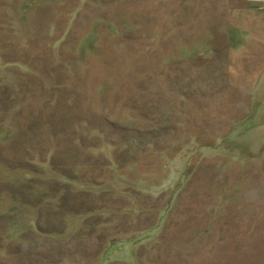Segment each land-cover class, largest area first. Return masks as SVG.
Instances as JSON below:
<instances>
[{
    "label": "rangeland",
    "instance_id": "1",
    "mask_svg": "<svg viewBox=\"0 0 264 264\" xmlns=\"http://www.w3.org/2000/svg\"><path fill=\"white\" fill-rule=\"evenodd\" d=\"M52 2L0 8V264H264V0ZM73 161L102 195L74 194ZM73 206L109 209L24 231Z\"/></svg>",
    "mask_w": 264,
    "mask_h": 264
},
{
    "label": "crops",
    "instance_id": "2",
    "mask_svg": "<svg viewBox=\"0 0 264 264\" xmlns=\"http://www.w3.org/2000/svg\"><path fill=\"white\" fill-rule=\"evenodd\" d=\"M62 1H64V0H54V2H52V3H55V4H53L54 6H55V9L57 10V7H58V5L60 6V5H62L63 6V3H62ZM12 3L14 4V8L13 9H15V10H17L18 12L20 11V10H26V11H29V12H36V10H38V9H44V10H47V8L49 7H46V5L48 4V0H1V2H0V8L1 7H4V6H9V7H11L10 5H12ZM51 3V4H52ZM57 4V5H56ZM57 6V7H56ZM61 6V7H62ZM5 8V7H4ZM12 9V10H13ZM78 9V8H77ZM76 9V10H77ZM72 10H74V8L72 9ZM40 13V12H39ZM11 50L12 51H15L14 49H12L11 48ZM78 150H80L79 148H78ZM80 152H82V153H86V154H88V156L89 155H91L92 157H97V155L98 154H100V153H102V150L101 149H91L90 147H84V149H82V150H80ZM105 152H107V151H105ZM109 152H112V150H110ZM60 154V153H59ZM51 155V154H50ZM56 155V154H55ZM63 160V158H59V157H55V164L56 163H59V165L60 164H63L62 162H61V160ZM46 161V160H45ZM48 161V160H47ZM61 162V163H60ZM81 162H83V161H81ZM48 163H49V161H48ZM48 163H46V164H48ZM45 164V165H46ZM53 165V164H52ZM52 165H50V163L48 164V167H49V169L50 168H53V169H56L55 167H53ZM72 165L74 166L73 168L74 169H76V171L77 170H80L81 169V172L80 173H76L75 171H73V175H69V171H67L66 169L67 168H65V170H62L61 172H65L66 174H68L69 176H71V177H73L74 178V181L72 182V183H68V184H70V186L72 187V188H74L75 189V192H74V194L76 195V193L77 192H79V193H87V192H91L92 191V193L94 194V195H96L97 193H99V195H102L103 193L102 192H104L105 191V189L106 188H104V186H105V183L102 181V182H97V178H96V176H94V175H92V174H90L89 172L90 171H93V169L92 168H90L89 166L88 167H86L85 166V164H82V167L81 168H78L77 167V164L73 161V163H72ZM77 167V168H76ZM175 168L176 167H174V170H175ZM56 170H58V168L56 169ZM60 171V170H59ZM83 171H85V173L83 172ZM48 172H51L53 175H55V177H56V179L57 180H60V182L62 181V179H63V177H60L61 175H58L55 171H50V170H48ZM131 172H133V170H129V167L126 169V167L125 168H123V169H121V172H119L120 173V176H122L121 178H124V177H126V178H129V176H131L133 173H131ZM84 173V174H83ZM141 174H142V170H140V171H138L137 172V177L139 178V179H141V180H144V181H146V182H149L148 181V178L150 177V176H152V174L151 173H145V176H143V177H140L141 176ZM82 175H84V176H86L87 178H89L90 176V178H93V179H95V182L93 181V182H91V181H89V179H85ZM100 175H101V173H100ZM143 175V174H142ZM25 177H28V176H25ZM31 178L32 177H34V176H30ZM102 177V176H101ZM103 178V177H102ZM27 179V178H26ZM87 180V181H85V180ZM27 183V182H26ZM137 184V189H138V191L142 194L143 193V189L141 188V187H143V186H141L139 183H136ZM179 185V184H178ZM121 186V185H120ZM139 186H141V187H139ZM143 188H146L147 189V193L150 195V197H158L159 196V193H160V191L162 190V187L161 188H158V191H154V190H152L150 187H143ZM89 189H92L91 191H89ZM122 189L121 188H119V191H117V193H116V195H117V197H119V199L122 197V199H123V201L124 202H126V201H128V196H127V194H126V192H124V191H121ZM29 191H31V189H29ZM102 193V194H101ZM129 197H131V196H129ZM74 198V197H73ZM73 198H72V200H73ZM64 199H65V196H64V194L62 193V194H59V197L58 196H56V199H55V203L54 204H51L52 205V208L54 209L55 207H56V204H58L59 203V201H61L62 200V202H64ZM133 199V198H132ZM13 200V199H12ZM16 201V200H15ZM65 203H66V201H65ZM64 203V204H65ZM73 203H75V202H73ZM91 209V208H90ZM107 209H109V208H103V207H97V209L96 210H94V209H91V210H85V209H75V206H73V209H72V211L70 212V213H67L66 215H64V214H62V221H63V224L65 225L64 227L63 226H60V225H58V223H59V221H58V215L56 216V215H54V211H52V213H51V215H49V216H45L44 217V219L41 217V214H39V215H35V210H34V207H33V213H32V215H31V217H30V220H29V222H28V224H25V228H24V231H26V229H27V231H29L30 233H32V234H34V235H44V236H56L57 237V239H59L58 241H60V240H62L63 238H62V236H63V234L64 233H66V232H68V229L69 228H71V226H72V224L75 222V223H81L84 219H87L88 217H91L95 212H97V211H99V213H97V214H94V215H98V214H100V215H106V213L108 212V210ZM124 209H126V208H124ZM9 210H11V209H9ZM12 211V210H11ZM56 211H60V208L57 210V208H56ZM122 211H125V210H120V211H118V212H122ZM122 213H124V212H122ZM159 213V212H158ZM160 214H158V216H159ZM56 216V217H55ZM107 216V215H106ZM158 216H157V218H158ZM11 217H13L12 215H11ZM17 216H14V218H16ZM55 217V218H54ZM26 218V217H25ZM102 218V217H101ZM13 219V218H12ZM20 219V218H19ZM21 220V219H20ZM36 222H39L40 223V225L42 224H44L42 227H37V223ZM160 223H161V221H160V219L158 218V220L155 222V224L154 225H151L152 227H155L156 226V224H158V227L160 228ZM24 224V223H23ZM29 227V228H28ZM149 228H151V227H145V228H142V229H140V230H138V232L137 233H133V234H139V235H144V234H146L147 233V231H148V229ZM157 228V227H156ZM9 229H10V227H9ZM158 229V228H157ZM22 230V228H21V226H18V227H16V228H13V226L11 227V229L9 230L10 232H12L15 236L16 235H18V232L20 233V231ZM9 231H8V233H9ZM159 231V230H158ZM152 234H156V232L155 233H152ZM151 234V235H152ZM12 242H14V241H12ZM11 242V240L9 241V243L11 244L12 243ZM128 242V241H127ZM131 244H133V242L134 241H129ZM143 241H141V243H142ZM135 243V242H134ZM125 245L126 244H123V243H119V244H117V246H114V248H112V251H115V250H121V249H124V248H126L125 247ZM132 246L133 245H131V248H130V251L132 252L133 250H132ZM103 250V249H102ZM105 251H107V248L104 250V252ZM102 252V251H101ZM134 252V251H133ZM134 255V254H133ZM99 256H100V253H99ZM105 256H104V253H103V259H102V261H101V263L100 262H97V263H95V264H114L115 262H121V261H123V262H125V263H127V259H123V258H125V257H118V258H116V257H111V256H107L106 258H104ZM65 257L64 256H59V261H62L63 262V259H64ZM98 259H99V257H98ZM96 260V259H95ZM38 261V260H37ZM55 261H57V260H55ZM98 261H100V260H98ZM62 262H61V264H62ZM91 262V264H93V262H94V260H91L90 261ZM53 264H56V263H53ZM58 264H59V262H58ZM84 264H89V263H87V261H84Z\"/></svg>",
    "mask_w": 264,
    "mask_h": 264
},
{
    "label": "trees",
    "instance_id": "3",
    "mask_svg": "<svg viewBox=\"0 0 264 264\" xmlns=\"http://www.w3.org/2000/svg\"><path fill=\"white\" fill-rule=\"evenodd\" d=\"M13 220V219H12ZM3 224V223H2ZM5 225V224H4ZM6 226V225H5Z\"/></svg>",
    "mask_w": 264,
    "mask_h": 264
}]
</instances>
